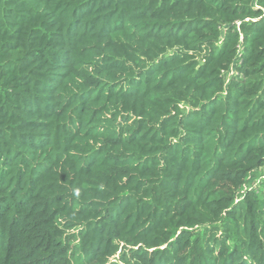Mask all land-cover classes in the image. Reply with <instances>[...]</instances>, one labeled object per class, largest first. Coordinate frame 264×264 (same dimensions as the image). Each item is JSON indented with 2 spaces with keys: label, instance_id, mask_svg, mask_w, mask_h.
Segmentation results:
<instances>
[{
  "label": "trees",
  "instance_id": "1",
  "mask_svg": "<svg viewBox=\"0 0 264 264\" xmlns=\"http://www.w3.org/2000/svg\"><path fill=\"white\" fill-rule=\"evenodd\" d=\"M263 167L264 0H0V264H264Z\"/></svg>",
  "mask_w": 264,
  "mask_h": 264
},
{
  "label": "rangeland",
  "instance_id": "2",
  "mask_svg": "<svg viewBox=\"0 0 264 264\" xmlns=\"http://www.w3.org/2000/svg\"><path fill=\"white\" fill-rule=\"evenodd\" d=\"M261 171H262L261 173H264V167L261 169ZM263 177H264V175L261 176V177H258L257 179H255L254 182L249 183L247 185V189L258 188L259 186H261L262 185V182L261 181L263 180Z\"/></svg>",
  "mask_w": 264,
  "mask_h": 264
}]
</instances>
